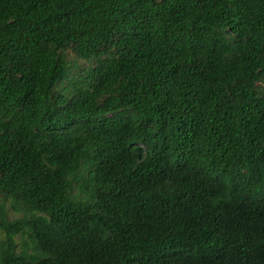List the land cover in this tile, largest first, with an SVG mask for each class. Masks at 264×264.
Listing matches in <instances>:
<instances>
[{
    "label": "trees",
    "instance_id": "obj_1",
    "mask_svg": "<svg viewBox=\"0 0 264 264\" xmlns=\"http://www.w3.org/2000/svg\"><path fill=\"white\" fill-rule=\"evenodd\" d=\"M0 196V264H264V0H0Z\"/></svg>",
    "mask_w": 264,
    "mask_h": 264
},
{
    "label": "rangeland",
    "instance_id": "obj_2",
    "mask_svg": "<svg viewBox=\"0 0 264 264\" xmlns=\"http://www.w3.org/2000/svg\"><path fill=\"white\" fill-rule=\"evenodd\" d=\"M0 200H1V196H0ZM11 217H14L15 215H13L12 213L10 214Z\"/></svg>",
    "mask_w": 264,
    "mask_h": 264
}]
</instances>
